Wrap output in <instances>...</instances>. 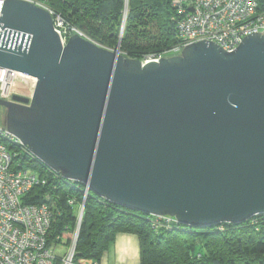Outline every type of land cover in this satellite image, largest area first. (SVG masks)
Segmentation results:
<instances>
[{
  "label": "water",
  "instance_id": "95a60500",
  "mask_svg": "<svg viewBox=\"0 0 264 264\" xmlns=\"http://www.w3.org/2000/svg\"><path fill=\"white\" fill-rule=\"evenodd\" d=\"M0 67L37 77L30 100L0 99L5 124L45 165L113 203L185 226L264 214V33L226 51L130 58L52 14L4 0ZM125 22L122 27L124 30Z\"/></svg>",
  "mask_w": 264,
  "mask_h": 264
},
{
  "label": "trees",
  "instance_id": "16d2710c",
  "mask_svg": "<svg viewBox=\"0 0 264 264\" xmlns=\"http://www.w3.org/2000/svg\"><path fill=\"white\" fill-rule=\"evenodd\" d=\"M44 2L83 36L109 49L120 44V52L130 58L143 60L146 54L161 53L179 42L174 0ZM259 3L264 8V0ZM0 122L3 119L0 118ZM16 160L24 167L39 168V173H47L48 167L36 158L19 154ZM48 178L47 186L34 188L25 200L41 203L50 196L49 202L55 204L50 234V243H53L57 235L71 232V238L75 231L85 185H77L50 172ZM72 196L78 199L75 206L68 204ZM118 233L138 237L140 264H264V214L242 223L223 222L206 228L181 223L168 226L154 215L113 203L89 190L76 259H93L101 264ZM55 264H61V258Z\"/></svg>",
  "mask_w": 264,
  "mask_h": 264
},
{
  "label": "built area",
  "instance_id": "2783aa9c",
  "mask_svg": "<svg viewBox=\"0 0 264 264\" xmlns=\"http://www.w3.org/2000/svg\"><path fill=\"white\" fill-rule=\"evenodd\" d=\"M27 1L52 14L55 28L64 44L74 34L83 35L67 25L63 16L44 0ZM173 4L177 11L179 42L161 53L146 54L142 60L144 63L178 55L186 45L203 39L219 44L226 51H232L248 34L264 33V8H261L259 0H174ZM3 5L4 0H0V16L3 15ZM37 82L34 75L0 67V99L12 101L14 95H20L31 100ZM19 154L36 158L29 147L7 129L5 123L0 122V264H55L58 258H61V264H83V259H76V247L89 185L67 179L47 165L46 174L24 167L22 162L16 160ZM49 172L77 185H85L77 225L69 237V251L64 257L55 254V247L61 244L65 234L57 235L55 242L50 243L55 220V204L49 202L50 196L47 195L41 203L25 200L34 188L48 185ZM68 204L77 205V197H69ZM156 217L168 226L179 223L170 215ZM65 229L68 230V226ZM92 264L99 263L94 261Z\"/></svg>",
  "mask_w": 264,
  "mask_h": 264
},
{
  "label": "rangeland",
  "instance_id": "374dc122",
  "mask_svg": "<svg viewBox=\"0 0 264 264\" xmlns=\"http://www.w3.org/2000/svg\"><path fill=\"white\" fill-rule=\"evenodd\" d=\"M0 118L3 119L2 123H4L6 118V108H4L3 106H0ZM36 171L39 172V168ZM70 233L71 232L65 234L61 241V244L55 247V254L58 257H64L67 255L69 251L68 237ZM128 243L130 244V241ZM123 251L127 253V255H121L122 251L119 253L117 243L114 241L107 251L109 254L108 258H105L103 261H101V264H140L139 253H135L132 250L129 251V253L127 250ZM92 262H94L93 259H86L82 261L83 264H92Z\"/></svg>",
  "mask_w": 264,
  "mask_h": 264
},
{
  "label": "crops",
  "instance_id": "0c3cea01",
  "mask_svg": "<svg viewBox=\"0 0 264 264\" xmlns=\"http://www.w3.org/2000/svg\"><path fill=\"white\" fill-rule=\"evenodd\" d=\"M130 241V244L128 243ZM115 242L117 243L118 251L121 252V255H127L123 250L134 251L135 253H139L140 259V242L136 235L129 233H118L116 236ZM108 252L104 255L102 261L108 258Z\"/></svg>",
  "mask_w": 264,
  "mask_h": 264
}]
</instances>
